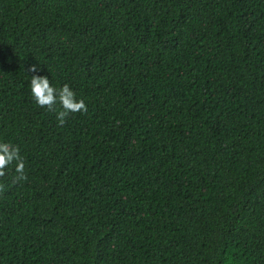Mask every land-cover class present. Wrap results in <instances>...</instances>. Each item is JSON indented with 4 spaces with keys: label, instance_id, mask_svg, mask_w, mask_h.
Instances as JSON below:
<instances>
[{
    "label": "trees",
    "instance_id": "obj_1",
    "mask_svg": "<svg viewBox=\"0 0 264 264\" xmlns=\"http://www.w3.org/2000/svg\"><path fill=\"white\" fill-rule=\"evenodd\" d=\"M0 142V264H264V0H0Z\"/></svg>",
    "mask_w": 264,
    "mask_h": 264
},
{
    "label": "clouds",
    "instance_id": "obj_2",
    "mask_svg": "<svg viewBox=\"0 0 264 264\" xmlns=\"http://www.w3.org/2000/svg\"><path fill=\"white\" fill-rule=\"evenodd\" d=\"M37 69L38 65L33 64L29 66L28 71L36 73ZM30 84L32 97L40 107L56 111V105H60L61 110L56 112L60 126L65 124L70 113H86L88 110L84 99H77L74 90L66 83L57 88L51 84L48 76L32 75ZM13 164L15 175L12 177V183L26 181L25 158L21 155L20 147L10 142H0V178L5 177L6 169ZM4 187L5 185L0 183V191H3Z\"/></svg>",
    "mask_w": 264,
    "mask_h": 264
}]
</instances>
